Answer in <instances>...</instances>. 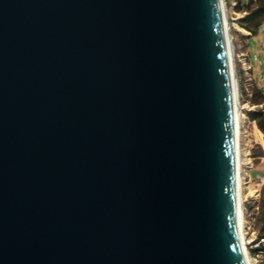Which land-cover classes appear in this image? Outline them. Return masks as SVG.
<instances>
[{"label":"water","instance_id":"95a60500","mask_svg":"<svg viewBox=\"0 0 264 264\" xmlns=\"http://www.w3.org/2000/svg\"><path fill=\"white\" fill-rule=\"evenodd\" d=\"M223 0H0V264H246Z\"/></svg>","mask_w":264,"mask_h":264},{"label":"rangeland","instance_id":"374dc122","mask_svg":"<svg viewBox=\"0 0 264 264\" xmlns=\"http://www.w3.org/2000/svg\"><path fill=\"white\" fill-rule=\"evenodd\" d=\"M223 1L225 3V15L232 40V56L233 50L235 53L234 63L239 83L240 103L241 106H244L241 110L244 117H240L241 130L242 132L247 131L246 135L248 136L247 141H244L245 134H242L239 144L240 159H244L243 155L245 151L249 152L253 166L251 175L254 179H257L259 176H264V147L257 141L259 137L258 130L260 129L257 122L253 120V117L258 116L259 113L264 114V17L251 23L245 22L244 18L248 14L247 11H241L237 7H233L231 0ZM244 1L245 3L252 1V10L264 5V0ZM241 29H244L246 32H242ZM236 41H239V47L236 46ZM243 63H247L246 67ZM249 64L251 65V69L245 71L243 68H247ZM246 169L247 167H245ZM252 187L259 189L260 194V211L257 216V228H259L264 221V184L258 187L253 185Z\"/></svg>","mask_w":264,"mask_h":264},{"label":"built area","instance_id":"2783aa9c","mask_svg":"<svg viewBox=\"0 0 264 264\" xmlns=\"http://www.w3.org/2000/svg\"><path fill=\"white\" fill-rule=\"evenodd\" d=\"M231 4L233 7H236L238 4L237 0H231ZM225 7V3H224ZM227 18V17H226ZM229 31V27H228ZM232 42V40H231ZM235 53L233 50V64H234V72L236 76V89L238 94V105L241 106L240 103V94H239V83L237 79V74L235 70ZM246 67L247 63H243ZM243 68L245 71L251 69V65L249 64L247 68ZM242 110V109H241ZM241 125V119H239ZM256 123V122H255ZM242 126V125H241ZM240 158V157H239ZM245 167L247 169L245 170ZM238 176L240 178L239 183L244 186V183L251 184L252 186H260L264 183V176H259L257 179H254L251 175V171L253 166L250 168L248 165H244L243 161H240L238 167ZM243 178V179H241ZM257 189V188H256ZM259 189L258 192L255 193V196H245L242 198V207H241V216H242V225L244 227L245 233V247L247 249V254L250 259V264H264V221L261 223L260 227L257 228V216L260 211L259 204Z\"/></svg>","mask_w":264,"mask_h":264},{"label":"bare ground","instance_id":"6f19581e","mask_svg":"<svg viewBox=\"0 0 264 264\" xmlns=\"http://www.w3.org/2000/svg\"><path fill=\"white\" fill-rule=\"evenodd\" d=\"M223 4V9H224V17H225V20H226V23H225V27H226V30H227V35H228V42H229V48H230V61H231V67H232V77H233V88H234V99H235V108H236V148H237V166H236V169H237V190H238V212H239V230H240V238H241V249H242V253H243V257H244V260H245V263L246 264H250V259H249V256L247 254V249L245 247L244 244H246V241H245V233H244V227L242 225V216H241V207H242V198L245 197V196H255V193L258 192V189L256 188H253L251 184H248L247 183H244V186L243 184L241 185L239 183V176H238V167H239V164H240V161L243 160V164L244 165H248V167L250 168L252 166V159L250 157V154L248 151H245L244 152V159H240L239 157L240 156V142H241V139H242V134H245V138L243 139L244 141H247V138L248 136L246 135L247 131L245 132H242V128H241V125H240V122H239V119L241 116L244 117L241 109L244 108V106H239L238 105V94H237V89H236V76H235V72H234V65H233V56H232V42H231V35L228 31V24H227V18H226V15H225V7H224V1L222 2ZM242 32H246L244 29H241ZM242 132V133H241ZM259 132V137L257 139L258 143L260 145H262L264 147V139H263V133L262 131L258 130ZM258 135V133H257ZM242 153V152H241ZM243 179V178H241ZM264 184V183H263Z\"/></svg>","mask_w":264,"mask_h":264},{"label":"trees","instance_id":"16d2710c","mask_svg":"<svg viewBox=\"0 0 264 264\" xmlns=\"http://www.w3.org/2000/svg\"><path fill=\"white\" fill-rule=\"evenodd\" d=\"M252 1L249 3H242L238 0L237 9L241 11H247L248 14L244 18L245 22H254L259 18L264 17V5L257 7L256 9H251ZM249 27V26H245ZM262 91V90H261ZM253 120L257 122L258 128L264 133V114L259 113L258 116L253 117Z\"/></svg>","mask_w":264,"mask_h":264},{"label":"crops","instance_id":"0c3cea01","mask_svg":"<svg viewBox=\"0 0 264 264\" xmlns=\"http://www.w3.org/2000/svg\"><path fill=\"white\" fill-rule=\"evenodd\" d=\"M239 1H241L242 3H245V1L244 0H239ZM248 39V38H247ZM236 46L237 47H239L240 46V44H239V41H236ZM247 50H248V48H247ZM249 52V51H248ZM261 89V88H260Z\"/></svg>","mask_w":264,"mask_h":264}]
</instances>
